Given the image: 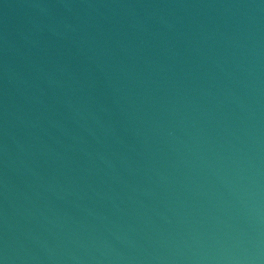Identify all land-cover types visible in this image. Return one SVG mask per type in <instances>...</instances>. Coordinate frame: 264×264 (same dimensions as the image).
<instances>
[{"label":"water","instance_id":"1","mask_svg":"<svg viewBox=\"0 0 264 264\" xmlns=\"http://www.w3.org/2000/svg\"><path fill=\"white\" fill-rule=\"evenodd\" d=\"M0 264H264V0H0Z\"/></svg>","mask_w":264,"mask_h":264}]
</instances>
